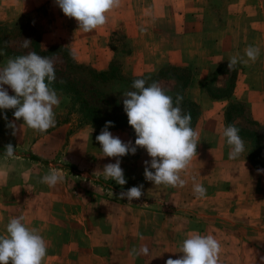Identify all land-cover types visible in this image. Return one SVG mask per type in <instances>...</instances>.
<instances>
[{
	"label": "rangeland",
	"instance_id": "1",
	"mask_svg": "<svg viewBox=\"0 0 264 264\" xmlns=\"http://www.w3.org/2000/svg\"><path fill=\"white\" fill-rule=\"evenodd\" d=\"M142 3L154 7L152 19L158 22H152L155 29L151 30L166 40L162 52L182 50L177 57L180 64L163 66L168 72L157 81L174 104L177 95L187 99V89L195 81L211 99H225L238 86L241 66L250 71L255 84L257 77L260 79L264 55L261 51L252 61L246 49H264V0H120V6L106 14L105 25L90 32L70 29V40L80 52L112 54L109 66L115 63V74L124 81L118 77L93 80L92 72L97 71L90 64L76 58L59 41L44 39L52 21L59 19L58 25L63 26L65 15L55 0H0V68L10 58L52 47L47 57L54 61L56 80L50 87L60 97L59 107L54 108L56 125L45 132L23 124L22 118L16 120L15 109H0V151L8 144L16 148V158L0 153V235H6L11 218L23 217L25 226L46 241L42 264H165L169 258L182 256V241L188 233L198 231L221 243L219 264H264V172L249 164V142L245 141L246 150L240 158L229 159L231 146L216 123L205 125L209 138L180 173L183 187L146 180L144 162L152 158L144 148L137 147L134 155L119 158L105 157L100 151L96 136L101 130L92 123L97 119L89 116L86 106L104 117L126 114L123 94L135 90L125 81L143 78L147 86L161 70L147 77L124 72L131 45L117 23L132 22L138 13L130 7ZM86 33L99 39L86 42ZM25 39L31 42L28 48L23 47ZM82 42L89 49L82 47ZM234 56L238 63L228 67L227 59ZM4 87L9 95H15L9 86ZM247 98L256 102L253 109L242 101H229L245 106L244 113L235 111L231 116L233 125L242 127L245 112L264 125V105L254 93ZM9 122L16 125L15 135L7 127ZM109 131L135 144V134L129 129ZM29 154L46 164L27 159ZM116 159H120L127 180L123 186L100 172ZM53 167L62 170L63 180L49 186L41 178ZM198 182L207 190L204 197L193 191ZM138 185H143L140 199L118 197L121 191ZM110 190L117 195L112 196ZM144 246L147 255L132 253Z\"/></svg>",
	"mask_w": 264,
	"mask_h": 264
},
{
	"label": "clouds",
	"instance_id": "2",
	"mask_svg": "<svg viewBox=\"0 0 264 264\" xmlns=\"http://www.w3.org/2000/svg\"><path fill=\"white\" fill-rule=\"evenodd\" d=\"M62 13L74 19L84 32H90L107 23V13L120 6V0H55ZM31 45L29 40H23V47ZM259 49L249 46L247 57L255 61ZM238 63L234 56L228 65ZM56 80L54 61L50 57L41 56L35 51L25 55L10 58L6 65L0 68V109H15L14 118H22L23 124L45 132L55 127L54 108L59 107L60 97L50 87ZM146 79H136L132 83L135 91L123 94V109L128 118V124L136 134L135 144L124 142L114 136L108 129L113 126L106 122L96 141L105 157H123L135 154L137 147L144 148L151 161H145L144 176L154 184H165L172 187H183L185 181L180 173L187 169L193 158L197 156L199 134L191 126V114L185 113L180 107L183 97L177 95L175 104L173 97L158 82L146 86ZM5 85L9 86L15 95H9ZM6 119V116H5ZM7 127L16 134V125L9 122ZM92 131V128H91ZM227 144L231 146L229 159L236 160L245 152V141L240 136V129L228 125L223 130ZM12 144L5 146L4 155L16 158ZM262 172L264 170H257ZM62 170L51 168L41 182L55 186L63 180ZM105 177L123 186L127 183L120 159L108 163L100 171ZM143 185L133 186L118 193L120 199L138 200L143 195ZM193 191L199 197L206 195V188L195 183ZM110 194L117 195L110 190ZM145 206H148L145 204ZM23 217H13L6 225V235H0V264H42L47 254L45 239L22 222ZM139 235V234H138ZM143 237H141L142 239ZM147 246L139 250L133 249L135 255H147ZM221 243L213 235H204L192 231L182 241L177 259L169 258L165 264H219Z\"/></svg>",
	"mask_w": 264,
	"mask_h": 264
},
{
	"label": "crops",
	"instance_id": "3",
	"mask_svg": "<svg viewBox=\"0 0 264 264\" xmlns=\"http://www.w3.org/2000/svg\"><path fill=\"white\" fill-rule=\"evenodd\" d=\"M130 9L138 13V15H135V19L132 20V22L127 23V25H123L122 22L117 23L118 27L121 28L122 35L126 37V40L131 45L130 52L126 55L124 60V67H126V71L124 72H127L133 76L147 77L154 75L156 72H158V70H160L163 66L169 64L170 62L171 64H174L175 62H178L177 64H180L177 57L179 51L182 50L179 48H173L169 51H166L165 53L162 52L164 42L166 40L162 39L163 37L159 32L151 30L155 29V26L154 24L152 25V22H158L157 19H152L154 16V7L149 4L142 3L137 7H130ZM48 11L51 12L50 7ZM177 16L182 18L183 14L178 13ZM58 20L56 19L55 21H52L51 24L47 25L51 30H49L47 36L44 35V39L46 40V38H48L52 43L59 41L61 44L67 46L72 52H74L76 54V58L84 60L86 64H90L92 68H94L97 72L106 71L108 69L109 62L112 59V54L107 53V51H102V54H98L99 52L88 54V52H85L84 49H81L80 52L79 49L75 46V41L70 40V35H72V30L70 29L75 27L78 28V23L74 19L64 16L62 19V26V24L58 25ZM36 24L37 26L39 25V23ZM67 26H69V28ZM62 29H64V33H62ZM114 29H117L116 23H114ZM67 32H69L70 34ZM84 39H86V42H90L91 40L96 41L99 38L98 36L89 37L88 33H86V38ZM101 41L102 37L100 39V42ZM86 42H82V47H85L87 50L89 49V47L86 45ZM261 44L263 43L261 42ZM258 49L260 50L259 53L262 51V55H264V49L261 46H258ZM102 50H105V48ZM232 58L233 57H230L227 60L230 61ZM260 73V79H258L257 77V82L255 84L252 80V77H250L249 75L250 71H248V69H246L244 66H241L239 70L240 77L238 80V86L234 87L233 93L227 99H211L209 96L204 94V92H202L199 81H195L188 87L187 99L196 103L200 110L199 117L194 126V130L199 134V143L197 145V148L204 143L205 138H209L206 137L208 136V132H205V125L209 123H216V126H218V131L220 130L223 134V130L225 127L224 110L230 103L229 101L236 99L249 104L251 109H253L256 102L247 97L248 95L254 93L255 95H257L258 102L264 105V69H261ZM258 74L259 73H257L256 75ZM203 121L205 122L203 123ZM202 124L204 126V131L202 129ZM260 170H264V166ZM198 183L201 184V182ZM198 216L204 217L207 215L198 214Z\"/></svg>",
	"mask_w": 264,
	"mask_h": 264
},
{
	"label": "trees",
	"instance_id": "4",
	"mask_svg": "<svg viewBox=\"0 0 264 264\" xmlns=\"http://www.w3.org/2000/svg\"><path fill=\"white\" fill-rule=\"evenodd\" d=\"M51 48L46 49V50L38 49L37 54L47 57L51 55L49 54V50H51ZM115 65H116L115 63L110 65L109 68L104 72H92L93 80H101V78L109 79V78L118 77V78H121L122 81H124L121 75L115 74L116 73V71L114 70ZM166 72H168L167 68L161 69L158 72V74L153 78V81L157 82L160 79H162L163 75ZM136 79H140V78H135L130 81L126 80L125 82H127V85H129V87L132 88V83ZM180 90L183 91V87H181ZM229 93H228L229 96L227 94L226 99L229 98L232 94V92H229ZM86 107L88 108L86 109L90 112V114H92L89 116H92L95 119H97V121H93L92 123L95 126H98L100 130L104 128L106 122L111 121L113 123V126L110 127L108 131L125 128V129H129L135 134L134 129L128 124V118L126 114H119V115H115L112 117H104L101 115L100 111L94 108L88 107V105ZM180 107L185 113L191 114V126L194 128L197 122V119L199 117V114H200L198 105L186 98L185 99L183 98ZM244 107L245 106L242 103H229L226 109L224 110L225 125L226 126L233 125V121H232L233 119H231V116L233 115L235 111H241L242 113H244V110H245ZM242 124H243L242 127L239 128L240 136L242 137L244 141H247L250 143V149L248 152V162L251 166L255 168H262L264 166V125L254 120L248 112L247 113L245 112V114L243 115ZM133 137L134 139H136V134ZM0 153L3 154L4 151H0ZM26 158L31 161L37 162V163L46 164V161L44 159L37 157L35 155H32V154L27 155ZM66 168L70 170L72 169L71 167H68V166Z\"/></svg>",
	"mask_w": 264,
	"mask_h": 264
}]
</instances>
